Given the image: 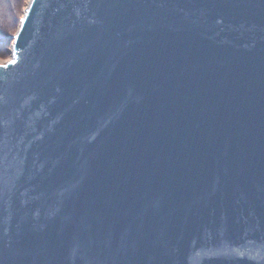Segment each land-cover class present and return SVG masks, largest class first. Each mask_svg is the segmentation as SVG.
<instances>
[{
	"label": "water",
	"instance_id": "1",
	"mask_svg": "<svg viewBox=\"0 0 264 264\" xmlns=\"http://www.w3.org/2000/svg\"><path fill=\"white\" fill-rule=\"evenodd\" d=\"M0 62V264H264V0H31Z\"/></svg>",
	"mask_w": 264,
	"mask_h": 264
},
{
	"label": "rangeland",
	"instance_id": "2",
	"mask_svg": "<svg viewBox=\"0 0 264 264\" xmlns=\"http://www.w3.org/2000/svg\"><path fill=\"white\" fill-rule=\"evenodd\" d=\"M29 1L0 0V20H6L4 24L0 23V62L6 63L15 58L13 55L15 49L14 37L20 27L18 20L23 15ZM3 7H5V10L2 9Z\"/></svg>",
	"mask_w": 264,
	"mask_h": 264
},
{
	"label": "trees",
	"instance_id": "3",
	"mask_svg": "<svg viewBox=\"0 0 264 264\" xmlns=\"http://www.w3.org/2000/svg\"><path fill=\"white\" fill-rule=\"evenodd\" d=\"M5 1H7V0H5ZM18 1H20V0H18ZM4 8H5V7H3L2 9L5 10ZM20 18H21V17H20ZM20 18H19V20H18V23L20 22ZM5 21H6L5 19H2V20H0V23L4 24ZM0 29H1V26H0Z\"/></svg>",
	"mask_w": 264,
	"mask_h": 264
},
{
	"label": "bare ground",
	"instance_id": "4",
	"mask_svg": "<svg viewBox=\"0 0 264 264\" xmlns=\"http://www.w3.org/2000/svg\"><path fill=\"white\" fill-rule=\"evenodd\" d=\"M30 2H31V0L29 1L28 5L30 4ZM28 5H27V6H28ZM26 8H27V7H26ZM25 11H26V9L24 10V13H23V15H22V13H21V15H22V16H24V14H25ZM22 16H21V18H22ZM19 28H20V27H19ZM19 28L17 29V32H18ZM16 36H17V33L15 34V37H16ZM15 37H14V38H15Z\"/></svg>",
	"mask_w": 264,
	"mask_h": 264
}]
</instances>
